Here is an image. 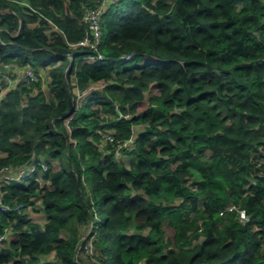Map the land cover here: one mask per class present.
I'll list each match as a JSON object with an SVG mask.
<instances>
[{"label":"trees","instance_id":"obj_1","mask_svg":"<svg viewBox=\"0 0 264 264\" xmlns=\"http://www.w3.org/2000/svg\"><path fill=\"white\" fill-rule=\"evenodd\" d=\"M102 2L0 0V264H264V0Z\"/></svg>","mask_w":264,"mask_h":264},{"label":"built area","instance_id":"obj_2","mask_svg":"<svg viewBox=\"0 0 264 264\" xmlns=\"http://www.w3.org/2000/svg\"><path fill=\"white\" fill-rule=\"evenodd\" d=\"M116 0H103L102 4L98 6L97 8H87L85 12V18L88 20L89 26L91 28V35H93V38L85 37L81 41L78 42V44L81 45H87L94 49H97V45L101 42L102 39V25H101V18L106 9L109 7V5ZM130 56H127L129 58ZM98 58H102V55L99 54ZM6 67H8V71H2L0 70V101L4 97V89L11 88L16 86L20 81H26L30 78L36 77V72L31 67H20L15 64H3ZM105 139L107 140H114V136L112 133L109 132V134L105 135ZM136 143V140H133V137L129 140L125 141H118V144L116 145L115 150V156L117 158L121 157L124 150L131 149L134 144ZM44 168H46V165H43ZM33 171V165L28 166L26 169H21L20 173L17 175H14L10 168H4L0 170V195H1V187L3 185L4 181H8L11 178H19L20 176H25L26 174ZM4 208H7L4 205ZM231 209H235L236 206L232 205L230 207ZM249 215L244 209L240 210V221L243 223H246L249 221ZM91 244V250L93 251L94 245L93 242ZM87 248V247H86ZM89 248V247H88ZM90 250V251H91Z\"/></svg>","mask_w":264,"mask_h":264},{"label":"rangeland","instance_id":"obj_3","mask_svg":"<svg viewBox=\"0 0 264 264\" xmlns=\"http://www.w3.org/2000/svg\"><path fill=\"white\" fill-rule=\"evenodd\" d=\"M42 75L45 77V79H44V84H43V86L46 88V86H47V79H46V76H45V74H43L42 73ZM144 125L143 124H135L134 126H133V131H134V133H133V140L135 141L136 140V138H137V135H138V133L139 132H141L142 130H144ZM135 142H134V144L132 145L133 147L135 146ZM119 159H120V161H122L127 167H131L132 166V164L136 161V156L135 155H132L131 153L129 154L128 152H127V150H124L123 151V153H122V155H121V157H119ZM196 178H200V174L199 173H197L196 172ZM37 206V205H36ZM25 212L27 213V214H29L30 215V218H32V219H34V220H37V221H40L41 223L42 222H44L45 221V214L43 213V212H41L38 208L36 209L35 208V205H33V206H28L27 208H26V210H25ZM95 228H97V226H95ZM92 230H93V228L92 229H89L88 230V233L86 232L85 234H90L91 232H92ZM169 231H171V232H169ZM168 232L170 233V234H173V231L171 230V229H169L168 230ZM88 235L87 236H84V238H85V243H84V247L86 248V251H81L80 249L82 248V244H81V246H79V248H78V254L82 257V258H84L85 259V262L83 263V264H87L88 263V261H92L93 262V264H101V262L100 261H97L96 259H95V250H94V248H93V250L94 251H92L91 250V242H92V239L91 240H89V241H87V237H88ZM87 241V242H86ZM89 247V248H88ZM91 250V251H90ZM81 251V252H80ZM89 256V258L90 259H88L87 257ZM51 260L53 259V256L51 255L50 257H49ZM45 259V260H43V262L44 263H46V262H51V260L50 259Z\"/></svg>","mask_w":264,"mask_h":264},{"label":"crops","instance_id":"obj_4","mask_svg":"<svg viewBox=\"0 0 264 264\" xmlns=\"http://www.w3.org/2000/svg\"><path fill=\"white\" fill-rule=\"evenodd\" d=\"M0 70H2V71H6L7 70L8 71V67H6L5 65H3V63H0Z\"/></svg>","mask_w":264,"mask_h":264},{"label":"bare ground","instance_id":"obj_5","mask_svg":"<svg viewBox=\"0 0 264 264\" xmlns=\"http://www.w3.org/2000/svg\"><path fill=\"white\" fill-rule=\"evenodd\" d=\"M13 178H11L10 180H12Z\"/></svg>","mask_w":264,"mask_h":264}]
</instances>
